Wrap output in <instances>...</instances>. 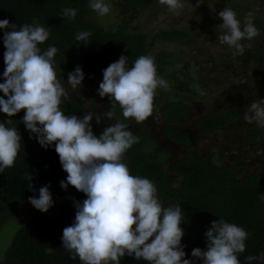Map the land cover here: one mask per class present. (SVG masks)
I'll use <instances>...</instances> for the list:
<instances>
[{
    "label": "clouds",
    "instance_id": "1",
    "mask_svg": "<svg viewBox=\"0 0 264 264\" xmlns=\"http://www.w3.org/2000/svg\"><path fill=\"white\" fill-rule=\"evenodd\" d=\"M202 2L196 0V5ZM158 3L167 6L174 16H179L185 7L182 0H158ZM89 7L101 17L111 8L105 0H91ZM76 14L75 8H65L61 16L72 20ZM217 15L222 19L223 30L217 40L234 48L236 55H243L241 41L260 34L253 23V14H246L243 29L231 8H224ZM9 28L14 29L15 25L8 19L0 20V29H6L4 82L0 83V91L7 97H0V112L8 117L0 122V173L13 167L17 158L22 138L16 126L9 125L13 124L11 117L23 109L21 122L29 138L34 135L45 149L54 143L62 169L67 173L60 187L66 190L71 185L86 196L82 202L73 199L74 220L61 236L62 247L72 259L78 257L83 264H120L127 254L148 264H192L191 260L182 259L186 253L181 244L184 229L180 225L184 219L180 204L163 206L154 183L130 175L122 162L126 151L138 143L130 131L131 121L143 123L153 114L156 90L168 91L170 87L157 74L154 57L141 55L129 66L127 56L121 54L102 70L103 79L96 90L101 98L107 96L111 101L108 110L100 113L86 110L79 117L66 116L60 105L69 96L68 88L76 93L83 87L82 68L77 65L68 72L65 82L54 68L58 49L49 46L41 51L38 47L49 38L45 27L34 23L24 24L18 31ZM90 36L85 31L77 33L75 38L86 45ZM117 107L122 118L116 115ZM93 119L97 125L102 119L114 123L97 136L92 130ZM244 120L264 128V99L250 104ZM25 179L29 181L28 188L35 192L32 174ZM49 187L44 185L39 188L38 197L27 198L41 212L53 206ZM204 235L206 250L193 248V257L202 260V264H240L238 254L245 251V241L250 236L243 227L219 218L211 222ZM257 259L246 257L249 264Z\"/></svg>",
    "mask_w": 264,
    "mask_h": 264
},
{
    "label": "trees",
    "instance_id": "2",
    "mask_svg": "<svg viewBox=\"0 0 264 264\" xmlns=\"http://www.w3.org/2000/svg\"><path fill=\"white\" fill-rule=\"evenodd\" d=\"M124 4L141 10H149L158 0H123ZM87 0H0V20L8 19L15 28L20 30L24 24H39L45 27L50 35L47 41L38 45L41 51L49 46L58 49L54 57L55 65L74 70L79 65L84 74H103L110 63L119 59L120 55L127 56L129 66L141 55H150V46L146 35L128 33L120 28L114 31L104 30L89 18L86 7ZM75 8V19L62 17V10ZM6 29H0V79L5 68L3 53V35ZM90 32L91 36L86 45L85 41H77L76 34ZM186 33L181 31H161L152 36L153 39L174 40ZM264 60V53L262 55ZM157 74L162 71L164 54L160 52L155 58ZM0 97L4 93L0 91ZM111 101L104 100V106L109 108ZM73 93L63 100L60 109L66 116H82L86 110ZM94 108V107H91ZM25 110H21L13 119L21 135L20 149L14 166L0 173V219L10 208L16 205L30 204L28 197L39 195V188L49 185V191L63 203V211L58 216L38 215L22 223L14 232L10 244L4 251L0 264H83L77 257L72 259L70 253L62 247L61 236L63 229L69 226L75 216L73 199L83 201L84 193L73 186L62 189L60 181L66 180L67 173L62 169L54 143L45 149L21 122ZM189 107L184 101L171 100L165 103L158 113L156 129L130 126V131L138 138L122 157V162L129 169L130 175L140 176L151 180L157 188V195L163 206L180 204L183 215L181 227L184 235L181 244L192 264H202V260L191 255L193 248L206 250L204 233L211 222L225 220L228 223L243 227L249 238L245 241L246 249L238 254L240 264H249L248 256H256L251 264H264V201L260 198V185L264 175L249 170L257 167L260 160L248 162L243 156L234 161L212 162L211 152H205L204 147L197 143L206 141L210 132L217 133L240 119L236 111L213 110L203 112L196 118V130L191 134L189 129L182 128L180 122L188 114ZM8 119L0 112V122ZM92 130L97 136L101 134L108 121L102 119L99 125L93 119ZM155 136V138H154ZM244 140L251 145L264 144V128L259 126L248 128ZM152 142L171 145L177 152L176 157L167 162V171L173 174L169 179L159 164L154 162L157 152L141 154L140 143ZM161 142V143H158ZM199 147V148H197ZM145 153V151H144ZM252 166V167H251ZM32 174L31 184L35 192L28 188L26 176ZM151 240V238H150ZM150 242V241H149ZM120 264H148L144 260H136L125 254Z\"/></svg>",
    "mask_w": 264,
    "mask_h": 264
},
{
    "label": "rangeland",
    "instance_id": "3",
    "mask_svg": "<svg viewBox=\"0 0 264 264\" xmlns=\"http://www.w3.org/2000/svg\"><path fill=\"white\" fill-rule=\"evenodd\" d=\"M90 2L87 0L86 7L93 23L107 31L123 28L128 33L145 34L147 44H151L150 56L155 58L160 52L164 54V65L158 75L168 81L170 87L168 91L156 90L153 114L141 123L143 128L155 130L160 109L171 100L184 101L189 107L190 112L180 122L182 128L191 129L193 112L236 111L240 114L237 122L206 136V141L197 144L201 148L203 146L205 152H211L215 164L234 161L238 156H243L248 162L260 160L257 167L251 166L249 170L264 175V144L251 145L244 140L246 130L258 126L254 122L247 123L244 114L252 102L264 99V0H203L199 5H196V0H182L185 7L179 16H174L167 6L158 2L149 10H141L125 5L123 0H105L111 8L102 17L90 9ZM224 8L235 11L241 29L244 17L251 12L253 23L260 30L255 38L241 41L243 55H236L234 48L221 45L216 38L223 31L220 28L222 19L217 14ZM173 30L186 34L174 40L152 38L161 31ZM54 68L58 77L66 82L67 74L72 70L55 64ZM102 79L103 74H85L79 92H72L70 88L68 91L85 106L94 107L99 113L106 111L104 100L108 97L101 98L96 91ZM115 111L117 117L122 118L118 107ZM112 123L114 121H108L109 125ZM131 125L139 126L134 120ZM139 148L144 155L157 152L154 162L163 168L169 179L173 178V174L167 171V162L172 161L177 152L171 146L160 144L156 147L152 142L143 141ZM259 188V196L264 201V181ZM52 199L53 206L47 212H41L31 204L16 205L1 217L0 260L22 223L38 215L58 216L62 213L63 203L54 195Z\"/></svg>",
    "mask_w": 264,
    "mask_h": 264
},
{
    "label": "flooded vegetation",
    "instance_id": "4",
    "mask_svg": "<svg viewBox=\"0 0 264 264\" xmlns=\"http://www.w3.org/2000/svg\"><path fill=\"white\" fill-rule=\"evenodd\" d=\"M69 93H71V92H69ZM85 106V105H84ZM86 107V106H85ZM189 112H190V110H189ZM188 112V113H189ZM194 113V116L192 117V119L190 120V128L191 129H189V128H187V129H189V132L192 134L195 130H196V126H195V123H196V118H197V116H199V115H201V113H195V112H193ZM188 115V114H187ZM186 115V116H187ZM185 116V117H186ZM184 117V118H185ZM183 118V119H184ZM209 135H214V132H210V134ZM164 143H162V144H165L166 142L165 141H163ZM169 146H171V145H169Z\"/></svg>",
    "mask_w": 264,
    "mask_h": 264
},
{
    "label": "water",
    "instance_id": "5",
    "mask_svg": "<svg viewBox=\"0 0 264 264\" xmlns=\"http://www.w3.org/2000/svg\"><path fill=\"white\" fill-rule=\"evenodd\" d=\"M3 82H4V78H1V79H0V83H3Z\"/></svg>",
    "mask_w": 264,
    "mask_h": 264
}]
</instances>
